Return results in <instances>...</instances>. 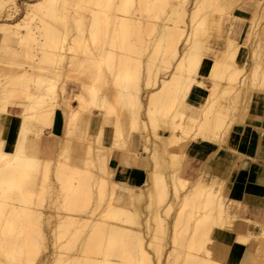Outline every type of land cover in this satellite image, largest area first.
<instances>
[{
	"label": "bare ground",
	"instance_id": "obj_1",
	"mask_svg": "<svg viewBox=\"0 0 264 264\" xmlns=\"http://www.w3.org/2000/svg\"><path fill=\"white\" fill-rule=\"evenodd\" d=\"M234 1L230 0L231 4ZM16 2L0 0V59L14 62L24 57L29 63L19 66L16 62L5 63L6 58L0 61V143L4 144L0 149V264H32L34 260L36 264H152L147 246L156 240H147L144 233H164L170 217L172 247L166 252L167 264H240L248 237L257 240L264 228L239 237L236 250L228 244L219 245L212 237L213 229L232 224L236 216L232 214V201L202 181L190 182L187 189L189 181L175 172L167 180L160 171L161 155L157 154L169 151L170 146H181L189 138L217 141L229 131L234 116L228 117L212 104L207 106L210 96H216L217 104L226 96L231 103L236 99L242 102L245 93L248 100L255 92L264 93L259 55L250 48V61L239 63V46L231 32L212 62L202 51L201 36L209 32L206 25L211 28L220 23L222 16H217L219 21L207 17L208 9L220 13L223 0H31L24 2L23 15L12 19ZM37 53L40 56L35 61ZM69 75L78 82L79 90L72 99L75 105L64 100V77ZM221 83L225 87L217 91ZM194 86L206 87L208 96L189 114L187 109L192 106L187 103V95ZM58 104L68 106L66 125L56 145L46 144V149L53 150L46 156L39 148L42 133L48 126L54 130ZM142 109L146 120L141 117ZM81 110L104 115L93 138L75 134ZM106 116L111 117L110 125L104 122ZM160 116L167 119L166 124L161 123ZM9 117L16 123L13 139L5 134ZM89 123V119L84 120L83 129ZM107 126L112 128V140L104 146L102 135ZM157 127L171 135L162 139V145L149 146L147 132L157 136ZM174 128L179 129L178 134ZM31 135L39 140L37 145L29 140ZM135 136L143 137L142 150L151 153L152 167L144 188L120 181L107 164L114 149L125 151V165L134 164L138 155L131 141ZM74 140L82 153L70 157L77 163L81 161L83 167L81 162L77 166L74 159H64L62 152L71 153L67 149ZM74 148L72 152L77 151ZM55 152L56 157L62 153L64 161L52 156ZM38 155L44 161L43 182H49V167L55 164L57 191H49L52 185L46 183L36 195ZM165 159L162 162L166 163ZM175 162H171L173 166ZM46 190L56 193L55 198L50 197L52 200L61 196V204L63 197L69 211L62 217L60 211H54L57 221L53 219L58 223H53L49 234L42 225L40 209ZM35 195L39 203L34 201ZM144 199L145 209L141 206ZM53 201L58 207L59 200ZM174 203H178L176 209ZM163 244L160 249L157 246L159 250L151 248L155 254L159 252L158 259ZM48 247H52L50 251ZM261 257L264 246L260 248L257 243L245 264H259Z\"/></svg>",
	"mask_w": 264,
	"mask_h": 264
},
{
	"label": "crops",
	"instance_id": "obj_2",
	"mask_svg": "<svg viewBox=\"0 0 264 264\" xmlns=\"http://www.w3.org/2000/svg\"><path fill=\"white\" fill-rule=\"evenodd\" d=\"M250 11V9L245 8L239 9L238 17L246 19L245 14ZM247 28L246 22L238 23L236 36L232 38L239 45L236 56L239 63L243 60L250 61L251 53L248 55V47L243 45ZM206 58L212 62V56L209 55ZM206 83L208 85V82ZM200 87H192L187 95V103L192 106L187 109L189 114L195 110L193 107L199 106L208 96V89ZM233 118L236 120L233 121L235 123L232 122L231 128H228L229 131L227 130L220 135L218 142L201 137L189 138L181 146H176L179 151L175 145L172 146L173 149L170 146L169 151H166L169 154L167 153L165 161L170 168L166 171L169 175L175 172L176 176L187 179L191 183L202 181L205 184H213L222 191L226 198L228 197V200L232 201V214L236 215L234 221L228 227H215L212 237L219 245L228 244L230 248L236 250L238 247L236 244L240 242L239 237L246 236V233L248 236L251 232L255 234L261 227L264 228V183H261V175L264 173V93H253L245 106L237 108ZM12 120L13 117H9L5 129V134L10 139H13L12 131L16 124ZM56 125L58 126L54 130L51 127V132L53 130L55 132L52 133L53 136L59 137L64 129L62 113L57 116ZM170 135L171 132L167 131L162 138ZM226 136L229 137L226 138ZM110 139L112 140L111 131L104 128V146L111 143ZM56 142L53 138H42L39 147L42 154L46 156L51 154L52 148L46 149L45 146L47 143L56 145ZM131 148L137 151L138 155L135 156L134 164L121 166V150H115L107 164L120 181L135 188H144L152 165L149 162V155H146L142 150L143 145L140 136L133 138ZM172 156H174L173 161ZM146 161L148 165H146ZM175 161L178 165L174 164L173 169L174 167L179 168L178 170L175 168L173 171L171 162ZM260 243L264 246V238H261ZM255 248L256 243L248 242L246 244L240 264L247 262Z\"/></svg>",
	"mask_w": 264,
	"mask_h": 264
},
{
	"label": "rangeland",
	"instance_id": "obj_3",
	"mask_svg": "<svg viewBox=\"0 0 264 264\" xmlns=\"http://www.w3.org/2000/svg\"><path fill=\"white\" fill-rule=\"evenodd\" d=\"M17 2V10L15 11V12H13V10H12V16H13V18L12 19H16V18H18V17H20V16H22L23 15V12H24V2H26V1H31V0H16ZM215 1H217V2H219L220 3V1H222V0H215ZM233 0H231V2H232ZM231 2H230V0H223V8L225 9L224 11H223V8L221 9L222 11L219 13V12H217V11H215V10H212V9H208V12H207V14H208V16L207 17H212L213 16V18L215 19V20H218L219 18H220V16H221V19H219L220 20V23L218 24V23H214V24H212L211 25V28H210V24H209V26H208V24L206 25V27L208 28V29H206V30H208L207 32L209 33H206V31H205V34H206V36H205V34H203L202 36H201V40H203V48H202V51L204 52V53H206L208 56L210 55V56H215V53L216 52H218V50H220V49H223L224 47H225V42H226V37L227 36H231V33H232V36H236V28H237V25H238V23H243V22H246L247 24H248V28H247V30H246V35H245V39L243 40V45H245L246 47H248L247 49H248V54L249 53H251V49H254V52H256L258 55H259V57H260V67H259V72H260V74H262V72H264L263 70H264V0H235L234 1V3L233 4H231ZM218 3V4H219ZM220 5V4H219ZM220 5V6H221ZM225 5V6H224ZM221 6V7H222ZM227 6V7H226ZM242 8H245V9H250L251 11L249 12V13H247V14H245V16L247 17L246 19H244V18H239L238 17V10L239 9H242ZM215 9V8H214ZM226 9H228V10H226ZM1 11V10H0ZM207 10H205V12H206ZM204 11H203V13H205ZM212 13V14H211ZM218 13H219V15H218ZM201 14V12L198 14L199 16H200V18L201 17H203L202 15H200ZM210 14V15H209ZM197 15V16H198ZM203 15H206V13L205 14H203ZM219 18H218V17ZM199 18V17H198ZM197 17H196V19L197 20H199ZM216 18H218V19H216ZM11 19V20H12ZM3 19L1 18L0 19V21H2ZM187 21H188V18L186 19ZM218 20V21H219ZM185 25H187V24H185ZM195 25H197V24H194V26ZM218 25V26H217ZM205 27V28H206ZM254 27V28H253ZM211 30H210V29ZM217 28V29H216ZM252 28H253V30H252ZM252 30V32H254V34H252V38H251V41H250V44H249V34H250V31ZM218 31V33H216ZM231 32V33H230ZM230 33V34H229ZM205 36V37H204ZM247 44H249L250 46H248ZM239 46V45H238ZM254 46V47H253ZM251 48V49H250ZM38 52V51H37ZM257 55V56H258ZM39 57L40 55L37 53V55H35L34 56V58H36V57ZM37 57V58H38ZM2 58V57H1ZM6 58V57H5ZM5 58H2V59H5ZM33 58V60H38L37 58L36 59H34ZM2 59H0V61H1V63H3L4 62V60H2ZM26 62H25V61ZM6 61H9V59H5V63H6ZM9 62H13V60H11L10 59V61ZM14 62H16V63H18V65L19 66H21L22 64H27V62L29 63V60L27 59L26 60V58H24V57H19L17 60H15ZM13 62V63H14ZM25 62V63H24ZM249 62V61H248ZM4 63V64H5ZM3 64V65H4ZM1 66V65H0ZM248 71H249V68L247 69ZM260 74H258L259 75V78L260 79H262L263 78V80H264V77H262L261 78V76H260ZM64 79H65V81H66V90H65V92H64V100H69V101H71V103H73L74 105L76 104L72 99H73V95L76 93V92H78V90H79V88H78V86H77V81L73 78V76L72 75H69V76H67V77H64ZM206 82H208L209 83V81L208 80H206ZM224 83V82H223ZM223 83H221V84H219V88L217 89V91H221V90H223L224 89V84ZM207 84V83H206ZM263 86H264V83H263ZM236 92H237V90H236ZM248 92V91H247ZM66 98V99H65ZM215 98H216V96H214V95H212V96H210V101H208V104H207V106H209L210 104H212L214 107H215V109L217 110V111H220V112H222V113H225L228 117H232V116H234V113L236 112V110H237V108L238 107H243V104H247L248 102H249V96H248V93H245V98L244 99H242V102H238L237 101V99L236 100H234V101H232L231 103L229 102V101H227V99H228V96H226L225 97V101H221V103H215L214 104V101H215ZM142 99H143V101L145 102V100H146V94L145 93H143L142 94ZM246 100H248V101H246ZM244 101H245V103H244ZM247 102V103H246ZM60 106V107H59ZM67 105H61V104H58V107H57V109H56V111H55V115H54V118H53V126H54V129H55V127L56 126H58V125H56V120H57V116H59V114H61L62 113V116H63V119H64V129H65V125H66V119H67V116H68V111H67ZM56 114H57V116H56ZM104 115H102V114H96V111H93V112H91V114L89 113H86V112H83V110H81V111H79L78 112V114H77V118H76V127H75V134H77L78 136H80V137H82V138H86V139H90V138H93L94 137V134H95V132H96V130L98 129V126H99V124L102 122V120L104 119V117H103ZM141 117L143 118V119H147V116L144 114V111H143V109H142V114H141ZM227 117V118H228ZM106 118H108V120H106L105 119V124H107V125H110L111 124V117L110 116H106ZM160 118H161V120L163 119L161 116H160ZM89 119V121H90V123H89V125L85 128V129H83V127L84 126H86V125H84V120L86 121V120H88ZM4 120H6V119H4ZM167 121V119H163L162 121H161V123H163V124H166L165 122ZM184 125V124H183ZM185 127L187 126V125H184ZM97 127V128H96ZM110 126H107V128H109ZM152 128V129H151ZM49 129H51V126H48L47 128H45V130L43 131V135H42V138H46V137H48V138H53L54 140H56V141H59V139L57 138V137H54V136H52L50 133V131H49ZM64 129H63V131H64ZM110 129V131H111V133H112V128L110 127L109 128ZM158 129V131H156ZM153 130V127H150V132ZM175 132H179V129H173ZM155 131L157 132L156 134H157V136L156 135H154L153 133H148L147 132V134H148V140L146 141V143L150 146H152L154 143H157L158 145H162V137H163V135L165 134V133H167V131H164V130H160V128H155ZM30 134V133H29ZM103 135H104V133H103ZM103 135H102V138H103ZM159 135V136H158ZM161 135V136H160ZM62 136V135H61ZM8 137V136H7ZM141 137V136H140ZM28 138H29V140L30 139H32V141H33V143L35 144V145H37L38 143H39V140L36 138V137H32V135H31V137L30 136H28ZM143 137H142V145H143ZM132 141H133V139H132ZM132 141H131V143H132ZM160 141H161V143H160ZM102 142H103V139H102ZM58 142H56V144H57ZM71 146H72V148H71ZM73 147H75L74 148V150H77V148H78V146L76 147L75 146V140H74V142L68 147L69 149H67V150H70V152L71 153H69V151H67L69 154H67V152L66 153H64V152H62L66 157L64 158V159H72L71 161H73V157L71 158L70 156H73L74 155V157L76 158L77 157V154H78V156H80L81 155V153H82V149L80 148V149H78L77 151H73L72 152V150H73ZM72 149V150H71ZM158 149V148H157ZM80 150V151H79ZM115 150H117V149H114L113 151H112V153L115 151ZM79 152V153H78ZM145 153H146V155H150L151 153H150V151H144ZM57 152H55L52 156H55V158H60L61 159V161H64L63 159H62V157H64L63 155H62V153L60 154L59 153V155H61V156H59L58 155V157H56V155L58 154H56ZM112 153H111V155H112ZM157 154H158V157L161 155L162 156V158H161V156H160V159H158V161L160 162V171L162 172V174L164 175V176H166L165 178L168 180L169 179V174L168 173H165L166 171H168L170 168H168V166H167V164L166 163H164V162H162V160H163V158H165L166 156H167V152H164V153H160V151H157ZM124 155H125V151H122V157H121V160H120V162H121V166H128V165H125L124 164ZM164 155V156H163ZM38 157H39V160H40V164H39V166H38V175H37V177H36V182L35 183H37V189L35 188V193L37 192L36 190H38V188L39 189H43V186L44 185H46V183H48V186H50L51 187V185H52V187L49 189V188H47L49 191H57L56 190V188L55 187H57L58 186V184H57V181L55 182V176L53 175L54 174V170H53V168L55 169V167H54V165L55 164H52L51 163V167H49V174H48V177L49 176H51L49 179H48V181L49 182H43L42 180H43V177H44V175H43V177H42V173H43V171H42V169H43V157L42 156H40V155H38ZM70 157V158H69ZM54 158V159H55ZM150 159V158H149ZM172 161H173V159H174V156H172ZM67 160H65V161H67ZM68 160V161H69ZM75 160V159H74ZM151 160V159H150ZM81 162V161H80ZM79 162V163H80ZM54 163V162H53ZM75 163H77L76 162V160H75ZM79 163H77V166H79L80 167V165L82 164V166L81 167H83L84 166V164L81 162V164H79ZM166 164V165H165ZM43 165V166H42ZM171 165H172V163H171ZM176 165H178L177 163H176ZM167 166V167H166ZM167 170H166V169ZM172 170H173V165H172V168H171ZM40 170V171H39ZM51 170H52V172H51ZM165 173V174H164ZM51 174V175H50ZM168 175V176H167ZM53 176V177H52ZM37 178H39V179H37ZM42 178V179H41ZM40 179H41V181H40ZM53 179H54V182H53ZM40 181V183H42V184H40L39 183V181ZM50 183H52V184H50ZM56 183V184H55ZM190 181L189 182H187V184L186 185H188L186 188L188 189L189 187H190ZM54 184H55V187H54ZM57 185V186H56ZM35 186V185H34ZM41 186V187H40ZM53 187H54V190H52L53 189ZM214 187V185L213 184H209V186L207 187V188H209V189H212ZM216 188V187H215ZM41 190H39L38 192L39 193H41ZM48 190H46V191H44L43 192V199L40 201L41 203V207H40V209L42 210V214H41V217H42V225L44 226V228L46 229L45 230V232L46 233H48L49 234V228L50 227H54L58 222H55V221H57V219H56V216H54L55 215V213H54V211L57 209L58 211L56 212V213H58L59 211V216L60 217H62L64 214H65V212L67 213V212H69L68 210H66L65 209V206L63 205V197H62V204H61V196L59 197V199H57V197H56V199H54L55 198V194L53 193V195H52V192H49ZM59 191V190H58ZM37 192V193H38ZM221 193H222V191H220ZM37 193H36V195H37ZM51 193V194H50ZM45 194V195H44ZM36 195L34 196V197H36ZM39 196V195H38ZM42 195L40 194V196L39 197H41ZM54 196V198H53V200H59V201H57V204H58V202H60L59 203V205H57L58 207H59V209H61V210H59L58 209V207H56V205L55 204H53L54 203V201L52 200V198L50 199V197H53ZM39 197H38V199H37V197L36 198H34V201H36L37 203H39V201H37V200H40L39 199ZM145 199L142 201V204H141V206L144 208L145 207ZM176 202H178V200L176 201ZM52 203V204H51ZM51 205H53V207L51 206ZM37 206H38V204H37ZM51 206V207H50ZM62 206V207H61ZM178 206V203L176 204V203H174V209H176V207ZM61 207V208H60ZM39 208V207H38ZM47 208V209H46ZM39 209V210H40ZM51 209V210H50ZM145 209V208H144ZM64 210V211H63ZM66 210V211H65ZM45 211V212H44ZM64 212V213H63ZM54 213V215H52ZM144 213H148L147 211H144ZM47 214H48V216H47ZM49 214H51V216L49 217ZM63 214V215H62ZM65 215H67V214H65ZM43 216H45V217H43ZM53 216V217H52ZM55 217V221H54V218ZM48 218H50V219H48ZM52 218V219H51ZM59 218V217H58ZM48 219V220H47ZM45 220V221H44ZM46 220H47V222H46ZM50 220H52V222L50 221ZM44 221V222H43ZM170 222V223H169ZM48 223V225H46V224ZM50 223V224H49ZM55 225H54V224ZM167 225V227H166V229H165V231H164V233L163 232H161L160 230H154V232H152V233H150V234H153V236L152 235H149V234H147L146 232V234L144 233V235H146L145 237L147 238V240H156L155 242V244H152V245H150V246H147V250L150 252V255H151V257H150V259H151V261L150 262H152V264H167L166 263V252H168V250L172 247L171 246V237H170V234H171V225H172V217H170L169 219H167V223H166ZM171 224V225H170ZM48 226V227H47ZM167 230V231H166ZM156 231V232H155ZM160 232V233H159ZM168 232V233H167ZM154 233H157V234H154ZM163 234V236H162V234ZM159 234V235H158ZM252 235L254 234V233H251ZM155 235H156V237H155ZM164 235H166L165 237H164ZM150 236V237H149ZM153 238H155V239H152V237ZM161 236H162V238H161ZM168 236V237H167ZM249 236V235H248ZM255 236V235H254ZM158 237V238H157ZM170 237V238H169ZM261 238H264V234H262L257 240H255L254 241V237H253V239H250L249 237H248V242H250V243H256V245H257V243H258V246L261 248L263 245H261V243H260V240H261ZM167 243V245H165L166 247H164V244H166L165 242ZM170 241V242H169ZM163 242H164V244H163ZM160 243H162L163 244V247L161 248L162 250H163V252H162V256H161V258L160 259H158L159 257V255H158V253L159 252H156V254H155V252H153V250H154V248L153 247H155V249H160V247H161V245H160ZM170 243V244H169ZM156 244H158V245H156ZM157 246H158V248H157ZM160 246V247H159ZM49 248V251L51 250V248L52 247H48ZM48 248H47V251H48ZM153 250H152V249ZM164 248V249H163ZM158 249V250H159ZM161 250V251H162ZM157 257V259H155ZM262 259V261H260V263L259 264H264V257H261ZM257 259V258H256ZM159 260H160V262H159ZM259 260L257 259V261L256 262H258ZM33 263L34 264H36V261L34 260L33 261ZM32 263V264H33ZM175 262H171L170 261V264H174ZM151 264V263H150Z\"/></svg>",
	"mask_w": 264,
	"mask_h": 264
},
{
	"label": "snow or ice",
	"instance_id": "obj_4",
	"mask_svg": "<svg viewBox=\"0 0 264 264\" xmlns=\"http://www.w3.org/2000/svg\"><path fill=\"white\" fill-rule=\"evenodd\" d=\"M194 71V69H193ZM194 83V81H193ZM4 147V144L3 143H0V149H2ZM16 151L18 152L19 151V145L16 146ZM261 183H264V173H262L261 175ZM37 264H40V262H37Z\"/></svg>",
	"mask_w": 264,
	"mask_h": 264
}]
</instances>
